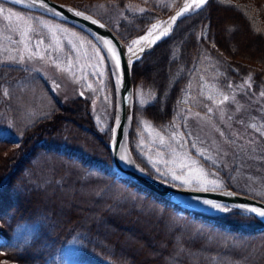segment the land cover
I'll list each match as a JSON object with an SVG mask.
<instances>
[{
    "label": "trees",
    "instance_id": "trees-1",
    "mask_svg": "<svg viewBox=\"0 0 264 264\" xmlns=\"http://www.w3.org/2000/svg\"><path fill=\"white\" fill-rule=\"evenodd\" d=\"M114 1L121 8L128 0ZM86 4L71 3L89 11ZM123 15L114 24L104 21L124 43L160 17L149 9ZM218 18L233 21L231 34L237 23L244 25L264 50V25L251 4L208 0L180 19L167 38L132 65L134 91L142 88L154 96L143 106L134 102L128 143L136 162L140 119L163 130L191 85L203 102L199 110L210 103L208 86L221 94L242 83L264 96V55L254 62L255 56L245 53L247 61H239V50L229 51L217 31ZM109 86L115 92L112 82ZM111 125L112 118L99 131L89 102L76 98L54 105L18 138L0 133V259L16 264H264V223L254 215L232 208L218 216L182 209L122 180L108 148Z\"/></svg>",
    "mask_w": 264,
    "mask_h": 264
},
{
    "label": "rangeland",
    "instance_id": "rangeland-1",
    "mask_svg": "<svg viewBox=\"0 0 264 264\" xmlns=\"http://www.w3.org/2000/svg\"><path fill=\"white\" fill-rule=\"evenodd\" d=\"M180 1L128 0L120 8L114 0H85L91 14L111 24L121 19L124 11L149 9L160 17L148 29L171 15ZM234 1L255 6L264 25V0ZM215 21L228 50H239V61H247L245 53L254 55V62L264 55L262 42L250 36L244 25L237 23L231 34L228 28L233 21ZM159 70L155 67L156 72ZM111 76L99 46L82 31L0 3L1 134L18 138L25 127L46 116L54 105L76 98L89 102L98 130L104 131L115 117ZM207 89L211 100L206 109H198L203 102L191 93L195 90L191 85L175 119L163 130L140 119L134 141L139 160H134L136 166L177 187L206 190L230 186L264 201V96L242 83L232 84L221 94L211 86ZM153 98L142 88L134 94L139 106ZM226 210L221 206L218 214ZM142 229L139 225L137 230L141 233ZM0 264L16 263L0 259Z\"/></svg>",
    "mask_w": 264,
    "mask_h": 264
},
{
    "label": "water",
    "instance_id": "water-1",
    "mask_svg": "<svg viewBox=\"0 0 264 264\" xmlns=\"http://www.w3.org/2000/svg\"><path fill=\"white\" fill-rule=\"evenodd\" d=\"M13 5L35 10L46 14L58 20L70 23L92 37L102 50L106 60V54L103 45L112 44L119 52L120 71L116 78L113 76L115 92H116V111L109 149L112 157L113 168L119 177L128 183L143 189L147 192H152L165 202L175 204L176 206L189 209L180 197L196 198L212 206L220 205L238 209L243 212L250 213L260 220L264 221V201L253 196L239 193L231 189L223 190H194L172 186L160 179L148 176L141 172L135 165L130 150L128 148V133L132 117L134 87L131 79L132 64L138 60L144 53L149 52L152 48L166 36L157 40L149 49L145 50L132 63L129 62L130 55H127L124 43L116 35V33L103 21L89 12L75 8L66 3L56 0H4ZM183 1V0H182ZM180 2V6L181 3ZM207 2V0H206ZM206 2L199 6L197 5L192 11L196 12L204 7ZM179 6V7H180ZM187 13L181 14L174 23L186 16ZM103 44H101V43ZM108 62V61H107ZM109 64V63H108ZM125 153L130 159L132 167H125L121 162V153ZM264 230V229H262Z\"/></svg>",
    "mask_w": 264,
    "mask_h": 264
},
{
    "label": "bare ground",
    "instance_id": "bare-ground-1",
    "mask_svg": "<svg viewBox=\"0 0 264 264\" xmlns=\"http://www.w3.org/2000/svg\"><path fill=\"white\" fill-rule=\"evenodd\" d=\"M205 1L206 0H183L181 6L177 8L174 14L172 13L165 20L155 23L144 34L135 37L128 46L124 44L127 55H130L129 62L132 63V61L138 58L142 54V52L149 49L157 40L166 36L172 29L174 23L176 22V19L181 14L188 12L197 5H203ZM103 48L107 57V61L109 63V68L114 78H116L120 71L118 49L114 45L106 43L105 45H103ZM120 159L125 167H132L130 159L126 156L125 153H121ZM180 200L189 207L201 209L206 212L213 213L218 210L210 203L196 198L180 197Z\"/></svg>",
    "mask_w": 264,
    "mask_h": 264
}]
</instances>
